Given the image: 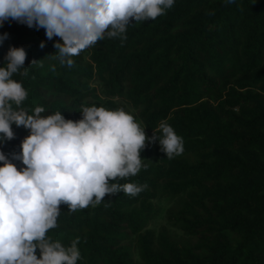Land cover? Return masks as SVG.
<instances>
[{"label":"trees","instance_id":"16d2710c","mask_svg":"<svg viewBox=\"0 0 264 264\" xmlns=\"http://www.w3.org/2000/svg\"><path fill=\"white\" fill-rule=\"evenodd\" d=\"M5 34L0 67L11 47L50 56L61 41L11 19L0 27ZM124 35L123 41L105 35L88 48L87 63L74 56L71 68L32 64L27 54L21 69L27 75L12 76L31 90L20 108L32 114L43 107L42 116L60 112L78 121L85 106L117 110L121 100L135 108L148 138L166 120L184 151L168 159L158 141L147 143L140 153L145 167L110 181L146 185L142 192L106 195L74 212L61 204L46 238L65 247L79 238L77 264H134L130 235L141 264H264V0H174L155 20H132ZM12 130L15 138L0 143V151L20 169L12 156L29 130ZM152 156L154 162L145 161ZM158 192L184 194L169 217L192 242L178 245L144 229Z\"/></svg>","mask_w":264,"mask_h":264},{"label":"clouds","instance_id":"9594fccd","mask_svg":"<svg viewBox=\"0 0 264 264\" xmlns=\"http://www.w3.org/2000/svg\"><path fill=\"white\" fill-rule=\"evenodd\" d=\"M173 4L174 0H0V27L11 19L43 28L48 40L59 37L62 43L54 44V55L71 68L72 57L105 35L126 40L132 20H155ZM6 38L7 34L0 37V44ZM26 58L23 47H11L6 65L0 67V143L15 138L13 125L29 130L20 154L12 156L23 168L0 151V264H77L79 238L69 247L46 238L57 226L60 205L74 212L100 204L106 195H138L146 185L110 181L135 176L145 167L140 153L147 143L158 141L172 159L183 153V139L166 120L148 138L145 127L123 108L85 106L78 121L60 112L42 116L43 107L28 114L20 108L28 92L12 79L16 73L27 75V68L21 71Z\"/></svg>","mask_w":264,"mask_h":264},{"label":"rangeland","instance_id":"374dc122","mask_svg":"<svg viewBox=\"0 0 264 264\" xmlns=\"http://www.w3.org/2000/svg\"><path fill=\"white\" fill-rule=\"evenodd\" d=\"M3 35H0L2 37ZM3 42H6V39L3 40ZM56 43H62V41L56 42ZM88 48L81 51L77 57L80 59L82 63H87L88 62ZM27 54L32 55L35 57L36 61L38 64H45L49 62H57L61 63L58 58L55 57V55H38L35 51H29ZM53 56V57H51ZM41 61V62H40ZM90 86H94L97 89V92L100 96L102 94L100 93V86L96 83L89 82ZM28 94L31 93L30 89H25ZM116 104H118L119 109L123 108L126 112L129 114H132L134 118L136 119L137 122L140 123L139 119L136 116L135 108L130 105L129 103H124L121 100H116ZM16 127L15 125H13ZM20 128L21 127H16ZM19 134H23V131H19ZM21 134L19 138H21ZM146 134V132H145ZM155 158L152 156L151 158L145 160L150 163L154 162ZM184 199V194H178L175 196L167 195V194H160L158 192V195L151 199V203L155 209V215L146 223L144 226V229L150 231L153 234V237L156 238L157 234L162 232L164 233L168 239L175 243V244H182L184 242L190 243L194 239L193 237L187 235L184 233L172 220H170V214L174 212L176 209L179 208L181 202ZM125 242L129 245L130 248V254L132 257V260L134 264H141L140 259L138 257V251H137V243H136V236L135 235H130Z\"/></svg>","mask_w":264,"mask_h":264}]
</instances>
